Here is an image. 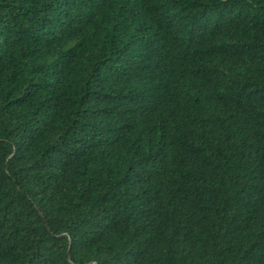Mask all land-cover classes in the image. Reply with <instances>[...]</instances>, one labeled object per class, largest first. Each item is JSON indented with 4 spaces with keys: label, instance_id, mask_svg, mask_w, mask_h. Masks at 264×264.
<instances>
[{
    "label": "trees",
    "instance_id": "1",
    "mask_svg": "<svg viewBox=\"0 0 264 264\" xmlns=\"http://www.w3.org/2000/svg\"><path fill=\"white\" fill-rule=\"evenodd\" d=\"M0 264H264V0H0Z\"/></svg>",
    "mask_w": 264,
    "mask_h": 264
}]
</instances>
